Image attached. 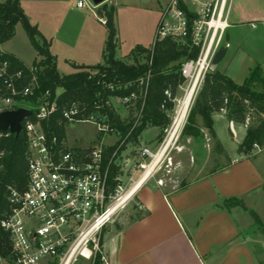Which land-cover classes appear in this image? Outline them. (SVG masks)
I'll list each match as a JSON object with an SVG mask.
<instances>
[{"label": "built area", "instance_id": "obj_1", "mask_svg": "<svg viewBox=\"0 0 264 264\" xmlns=\"http://www.w3.org/2000/svg\"><path fill=\"white\" fill-rule=\"evenodd\" d=\"M232 1L169 0L162 9L150 49L154 50L158 41L165 37H189L198 48L197 56L187 59L181 66L184 81L178 89L183 91L182 97L178 99L176 95L172 98L171 91H165L166 98L161 107L165 108L167 99L171 98L179 106L164 132L173 130L182 101L193 87L187 109L189 113L206 72L215 68L212 63L214 54L221 47L229 46L225 32L229 27ZM77 6L87 4L84 0H77ZM100 21L105 24L106 19L101 17ZM251 26L255 28L257 24L252 23ZM3 53L0 45V54ZM28 69L29 79L22 85L24 71L13 70L9 60L0 59V112L18 107L32 111L31 116L21 122V132L27 136L29 182L23 192L10 188L11 210L1 220V227L9 234L12 255L9 258L0 255V264H81L82 261L92 264L97 256L104 259L100 233L131 199L118 206L120 197L146 172L170 137L160 144L158 152L147 145L142 146L139 151L142 161L132 167L133 172L125 175L127 160H119V153L124 144H129L126 143L129 133L122 137L118 130L106 123L105 115L99 119L95 116L85 118L78 106L72 104L62 110L63 118L70 123L94 122L100 133L115 134L118 140L114 148L110 153L102 143L73 148L66 144V139L59 142L55 135L49 136L43 121L53 114L60 91L53 96L50 89L42 87L41 67ZM150 77L149 69L136 79L142 99L146 96ZM135 98L137 94L132 91L118 99L122 105L129 106L134 104ZM20 101L29 102L33 107L19 106ZM184 125L185 119L178 131ZM6 134L10 132L0 131V138ZM261 148L255 145V150ZM145 158H150V161L145 162ZM158 163L143 183L154 176ZM136 168L141 170V174L135 179ZM123 175L127 177L125 180Z\"/></svg>", "mask_w": 264, "mask_h": 264}, {"label": "trees", "instance_id": "obj_2", "mask_svg": "<svg viewBox=\"0 0 264 264\" xmlns=\"http://www.w3.org/2000/svg\"><path fill=\"white\" fill-rule=\"evenodd\" d=\"M99 13L106 19L107 39L103 50V62L95 65H75L76 70L69 74H60L56 69L55 57L49 51V43L43 39L38 43L41 33L37 25L32 24L21 6L20 0L0 2V44L13 38L17 23H21L37 53L39 62L32 66L41 67L39 77L43 88H48L53 96L57 89L56 108L43 126L49 136L55 135L59 142L66 137V119L62 110L76 104L84 117L95 116L99 119L106 116V123L118 130L126 143H137L142 130L148 125L159 127L157 140H160L164 129L170 124V113L174 110L178 86L184 81L181 66L184 61L195 58L198 48L190 38L165 37L158 41L154 50L136 45L126 59L116 57L117 30L114 23L115 10L106 2L99 6ZM0 59H7L13 70H23L22 85L29 79V69L13 54H0ZM151 71L145 98L140 96V87L136 79ZM171 91V99H167L165 108L161 105L166 98L165 91ZM135 91L137 98V114L123 120L111 105L112 97L119 98ZM108 102V103H107ZM132 105V104H131ZM224 113L229 121L246 125V133L238 146V152L246 156L252 154L255 145L264 146V63L254 66L243 83H237L226 73L214 68L207 71L194 101L191 105L187 123L181 135L191 138L203 136L202 128L215 141L218 151L225 152L213 129V115ZM201 119V123L198 122ZM125 144L123 145V147ZM114 146H107L110 151ZM0 255L11 257L12 249L9 234L1 227V220L10 212V188L25 191L29 182V164L27 158V136L6 134L0 138ZM225 157L228 156L225 153ZM221 169L216 167L215 170ZM234 207L247 209L244 201L231 197L224 201V208ZM258 223V214L250 210ZM98 256L93 264H100Z\"/></svg>", "mask_w": 264, "mask_h": 264}, {"label": "crops", "instance_id": "obj_3", "mask_svg": "<svg viewBox=\"0 0 264 264\" xmlns=\"http://www.w3.org/2000/svg\"><path fill=\"white\" fill-rule=\"evenodd\" d=\"M20 2L31 23L37 25L41 37L48 41L55 64L58 56L71 59L74 66L103 62L107 28L103 32L98 26L99 23L105 25L100 21L99 6L89 7L86 2L87 6L78 7L77 0ZM105 2L112 5L110 0ZM263 22L264 0L232 1L229 27L225 32V41L229 46L219 62L226 61V64L222 69L216 68L237 83L245 80L254 67L251 65L253 62L258 63L259 58L264 57ZM252 23L257 26L252 27ZM243 31H249L254 40L246 48L237 42ZM3 51L13 54L28 67L37 62L34 59L28 64L15 51ZM95 55L101 56L102 61ZM246 68L248 71L242 77L244 79H238L239 69L243 73ZM216 116L226 118L224 113H216L213 121ZM228 122L244 128V138L246 125ZM239 154L241 159L231 158L226 153L228 162L218 166L221 169H213L202 177L208 184L209 180H213L224 194H215L210 184L208 194H188L191 190L188 187L166 192L160 182L156 188L147 187L148 180L143 183L136 192L138 209L130 217L118 220L113 224L115 227L108 225L100 233L104 256L100 264H264L254 249V244H258L264 250L263 241L244 235L242 224L245 220L235 217L240 207L224 208V201L228 198L242 196L248 199L252 195L251 190H264L263 175L252 160L256 154ZM252 182L256 183L251 185Z\"/></svg>", "mask_w": 264, "mask_h": 264}, {"label": "rangeland", "instance_id": "obj_4", "mask_svg": "<svg viewBox=\"0 0 264 264\" xmlns=\"http://www.w3.org/2000/svg\"><path fill=\"white\" fill-rule=\"evenodd\" d=\"M168 1L169 0H110L115 10L114 23L117 30V58L126 59L130 51L138 44L150 48L155 37L161 11L167 5ZM86 2L89 3V7L93 6L92 0H86ZM98 26L101 29L100 31L106 32L105 25L99 23ZM43 27L44 26L42 25V28ZM37 41L38 43H43L44 40L40 36L37 38ZM253 41L254 40L249 31L241 32V37L237 40V42L245 48ZM0 45L3 49L15 51L28 64H31L34 59H36L37 62L40 61L41 57L36 53V49L21 23H17L13 38ZM96 57L99 61H102L101 56L97 55ZM261 57L262 58H259L260 60H258V63L253 62L251 65L256 66L257 64H263L264 57ZM236 62H234V64H237ZM73 63L74 62L71 59L67 60L66 57L58 56L56 59V69L60 74H69L76 70ZM225 64L226 61H222L216 66L218 69H222ZM247 69L248 68L243 70V73L240 72L239 69L240 76L238 79H244L242 77L247 74ZM239 81L241 83L244 80ZM59 91L61 90L57 89V92ZM182 95L183 91L178 89V99H180ZM111 105L116 109L117 113L123 120H128L127 118L130 116L134 117L137 114V106L135 104L129 106L122 105L118 98H112ZM19 106L33 107L31 103L25 101H20ZM178 106V102L175 101L174 110L170 113V118L172 120L176 115ZM187 117L188 115L185 118V124L187 123ZM198 122L201 123V119H199ZM182 128L176 133V136H174L175 138L173 137V141L170 143L168 149L162 153L158 166L154 170L155 173L153 172L154 176L146 183L148 184L147 187L156 188L157 183L160 182L159 184L162 185V188H164L166 192L175 189H186V187H188L191 189H189L190 191L188 194H196L195 192L208 194L210 193L209 190H211L209 186L210 184L215 194H224L223 191L220 192L213 180H209L208 184V181L205 182L202 177L206 176L207 173L216 167H220L222 164L228 162L225 157V152L231 158H242L238 152V146L243 138L242 133H244L245 129H241V127H238L237 125H230L228 120L223 116H216L213 129L225 151L222 152L218 151L215 147V141L212 139L207 129L202 128L203 136H200L199 138H191L181 135ZM159 132V127L148 125L142 130L137 143H129L122 147V150L119 153V160H127V165L124 167L125 175H129L133 172L132 167H136V164L142 161L139 154L142 146L147 145L152 151L158 152L160 144L166 138H169L171 134V132H164L161 139L157 140L156 138ZM65 139L66 144L73 148H87L101 143L104 146H113L118 140L115 134L109 133L104 135L100 133L97 130L96 124L88 121L68 122L66 124ZM252 153L256 154L252 160H254L255 166L258 167L263 175L262 180L264 181V146L261 150H255ZM149 161L150 158H145V162ZM136 170L137 171L133 176L135 179L141 174L140 169L136 168ZM125 175H123V180L127 178ZM255 183L256 182H252L251 185H254ZM250 194L252 195L248 199H245L242 196H236L240 199L243 198L246 205L249 207H247V209L240 207L238 211L235 212V217L244 218L245 222H247L246 224H244L245 222L242 224L244 225V227H242L244 229V235H252L254 236V239H260L264 243V190L258 192L253 189ZM136 195L137 194H134L131 197L130 201L118 213L113 222L108 224L109 226L113 227V224H116L118 220H121L124 217H130L131 214L138 209L139 203ZM251 209L258 214L261 220L260 223H258L253 214H251ZM240 221L242 222V220ZM260 248L261 247H259L258 244H254L256 254L264 263V250ZM97 258L98 256L96 259ZM85 263L90 264L87 261Z\"/></svg>", "mask_w": 264, "mask_h": 264}, {"label": "water", "instance_id": "obj_5", "mask_svg": "<svg viewBox=\"0 0 264 264\" xmlns=\"http://www.w3.org/2000/svg\"><path fill=\"white\" fill-rule=\"evenodd\" d=\"M106 0H92L93 5L100 6L105 3ZM227 49L226 47H221L214 54L212 63L216 66L224 57ZM32 111L25 107H18L16 109H8L0 112V131H9L13 134H19L22 129V120L30 117Z\"/></svg>", "mask_w": 264, "mask_h": 264}, {"label": "bare ground", "instance_id": "obj_6", "mask_svg": "<svg viewBox=\"0 0 264 264\" xmlns=\"http://www.w3.org/2000/svg\"><path fill=\"white\" fill-rule=\"evenodd\" d=\"M192 91H193V87L188 90L186 96L184 97V99L182 101L179 113H178L176 120H175L173 130L171 131V136L169 138L168 144L170 143L171 140H173V137L176 136V133H177L179 127L182 125V123L185 119V116L187 114V109H188V106L190 104L191 97H192ZM168 144L163 149H161V151L157 154L156 158L154 159L152 164L149 166V168L146 170V172L138 180L135 181V183L132 185V187L125 194H123L120 197V200L118 202V206L121 205L122 203H125L129 198L132 197L133 193L139 189V187L142 185V183L146 180V178L149 176V174L153 171V169H154L155 165L157 164V162L159 161L162 153L168 147Z\"/></svg>", "mask_w": 264, "mask_h": 264}]
</instances>
